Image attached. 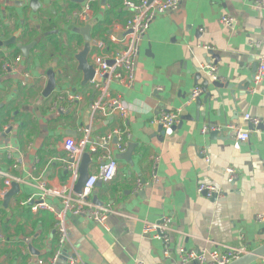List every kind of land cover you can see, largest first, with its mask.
<instances>
[{
  "label": "crops",
  "instance_id": "crops-1",
  "mask_svg": "<svg viewBox=\"0 0 264 264\" xmlns=\"http://www.w3.org/2000/svg\"><path fill=\"white\" fill-rule=\"evenodd\" d=\"M31 1L0 0V170L17 165L12 172L24 181L14 184L19 191L7 203L0 200V264L48 263L57 251L54 217L33 215L18 202L37 193L38 184L60 190L67 183L64 139L78 140L83 128L89 129L90 139L125 128L130 137L124 152L134 145L129 161L115 156V178L98 182L91 195L124 217H108L107 230L82 217L66 218L64 249L84 264H195L182 261L180 251L212 250L217 244L250 251L262 245L264 223L255 219L264 212V129L243 118L249 115L264 124V81L250 92L257 61L264 57V10L255 9L251 0H182L176 11L156 17L140 42L133 87L110 85L125 101L126 119L96 123L89 117L96 95L83 84L76 61L85 42L75 31L92 24L90 65L91 54L121 49L109 36L122 37L131 13L121 0H98L90 4L88 22L81 24L73 15L86 0H36L35 8ZM222 16L233 18L234 25L222 26ZM12 38L14 44L2 46ZM98 38L105 47L96 48ZM32 43L23 57L19 47ZM207 65L217 68L221 89L211 85ZM196 69L210 80L206 92L202 80H195ZM49 72L55 85L44 97ZM195 88L200 93L192 100ZM67 94L82 100L68 102ZM55 105L60 109L55 111ZM163 111L180 116L174 127L160 131L152 120ZM232 127L249 132L238 150ZM213 132L216 139L210 137ZM90 156L88 173L93 175L98 164L96 155ZM227 168L236 173L231 183ZM200 184L215 186L224 197L206 198L197 191ZM49 202L59 205L57 198ZM162 216L171 218L174 230L167 254L160 240L142 233L143 222ZM253 264H264V258Z\"/></svg>",
  "mask_w": 264,
  "mask_h": 264
},
{
  "label": "built area",
  "instance_id": "built-area-1",
  "mask_svg": "<svg viewBox=\"0 0 264 264\" xmlns=\"http://www.w3.org/2000/svg\"><path fill=\"white\" fill-rule=\"evenodd\" d=\"M14 1V0H12ZM98 0H86V5L80 12H75L73 17L77 22L86 24L91 16L90 4ZM182 0H121L122 5L131 13L130 18L126 21L122 37L118 38L113 34L109 36V42L120 45L121 49L110 55L91 54V67L93 70L92 78L87 82L88 86L95 93L96 97L92 100L89 109V117L93 122L102 123L105 120L118 118L124 121L128 115L127 106L122 96L111 92L110 85L116 83L121 88L131 89L135 83V63L139 55L140 42L144 38L150 23L158 16L166 15L172 11H176ZM255 9L264 10V0H251ZM233 18L222 16L219 23L231 28L234 25ZM96 48L105 47L103 39H95ZM257 46V45H256ZM203 49H208L204 46ZM20 61V57L16 58V62ZM205 72L214 81L218 80L217 68L207 65ZM4 71H10L9 65L3 66ZM26 77V76H25ZM264 81V57H260L257 61L256 71L253 74L250 92H255L257 86ZM24 85V84H23ZM200 93L199 88L192 91L191 99L197 98ZM68 102L75 103L82 100L79 94H67ZM59 106L55 105L54 110L57 111ZM178 111L161 112L152 120V123L167 130L174 127L179 121ZM246 122H250L255 128L261 124L260 121L245 115L243 118ZM235 137V149L249 139V132L240 128L232 127ZM81 137L78 140L65 138L63 150L66 154L61 161L65 165L68 173L67 183L60 190H54L38 184L35 188L37 193L18 202L21 208L29 209L33 215L39 212L50 213L55 221L54 231L57 237V251L48 263L41 260L37 264H57L62 252L67 254L65 264H84L81 258L75 252H69L64 249L67 241V216L82 217L94 224L101 225L107 230L106 220L108 217L123 218L124 215L119 212L115 206L96 205L91 200L92 192L98 182L108 183L112 181L117 172V155L123 153L126 147V141L130 135L125 128L115 127L106 134L96 136L90 139V131L83 128ZM96 155L98 170L95 174L89 175L85 181L81 194L76 195L73 188L79 178V166L81 156L84 153ZM157 158L154 159L156 161ZM17 165H12L8 170H0V179L3 186L0 188V200L13 184H21L24 181L13 174ZM226 181L231 183L236 177V173L232 168H227ZM155 175L151 180L156 181ZM199 194H204L208 199H221L223 193L213 185H198ZM51 198H57L58 207L51 204ZM258 224L264 223V212L256 216ZM172 221L168 216H162L155 222H143L142 233L150 235L153 239L160 240L164 245V254H167L169 244V233L173 232ZM248 254L243 246L221 245L217 244L212 250L205 251H180L182 261H193L195 264H230L234 260Z\"/></svg>",
  "mask_w": 264,
  "mask_h": 264
},
{
  "label": "water",
  "instance_id": "water-1",
  "mask_svg": "<svg viewBox=\"0 0 264 264\" xmlns=\"http://www.w3.org/2000/svg\"><path fill=\"white\" fill-rule=\"evenodd\" d=\"M38 2L36 0H33L31 1V6L33 8H35V6H37ZM91 28H92V24H89L87 27L83 28V29H80V30H76L75 32L80 34L85 42V45H84V48L83 50L76 56V61L78 63V69L83 73L84 75V81H83V84H86L93 76V70H92V67L88 64L87 62V55H88V52H89V42H90V31H91ZM10 44H14V38L10 39L9 41L5 42L2 44L3 47H6ZM34 45V43L30 44V45H27V46H23V47H19L21 52H22V55L23 57H28V53L31 49V47ZM208 54L211 55L210 52H208ZM208 63V61H206ZM255 70H256V67H255ZM195 80H202V88L203 90L206 92V88L209 84V79L208 78H203L202 75H201V71L199 69H196L195 70ZM48 76V83H47V86L46 88L44 89V92H43V96L46 97L48 96L53 90H54V74L52 72H49L47 74ZM211 85L214 87V89H221L222 86L219 84V82L217 81H213L211 82ZM227 87L229 88V86L227 85ZM226 87V88H227ZM210 96L209 93H205V98H208ZM200 102V99L198 98L197 99V103ZM262 126V130L264 129V124L261 123L259 125V127ZM160 127V126H159ZM161 127H160V131H161ZM216 136H217V133L216 132H213V133H210V137L211 139H216ZM215 137V138H214ZM134 145L133 144H130L126 153H122V154H119L117 155V158H124L126 160L129 161V157H130V154L132 152V147ZM92 154H89V153H84L82 156H81V160H80V166H79V178H78V181L76 182L74 188H73V192L74 194L76 195H79L81 194V191H82V188H83V185L85 183V181L87 180L88 176H89V173H88V168H89V165L91 164L92 162V159L90 158ZM19 191V187L18 185H11V191L9 193H7L4 197V204L7 203L10 199V197L15 194L16 192ZM212 201H215V199H212ZM93 202L98 205V206H101L102 204L97 201L96 199L93 200ZM66 256L67 254L65 252H62L61 256H60V260L63 259L65 260L66 259ZM264 258V243L262 245H260L259 247L253 249V250H250L248 251V254L238 258L237 260H234L233 262H231L230 264H253L254 262L260 260V259H263Z\"/></svg>",
  "mask_w": 264,
  "mask_h": 264
},
{
  "label": "trees",
  "instance_id": "trees-1",
  "mask_svg": "<svg viewBox=\"0 0 264 264\" xmlns=\"http://www.w3.org/2000/svg\"><path fill=\"white\" fill-rule=\"evenodd\" d=\"M114 5H116V6H117V3H116V4L114 3Z\"/></svg>",
  "mask_w": 264,
  "mask_h": 264
}]
</instances>
